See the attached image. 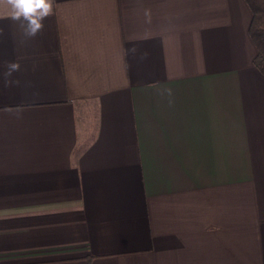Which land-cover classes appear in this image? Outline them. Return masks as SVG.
<instances>
[{
  "label": "crops",
  "instance_id": "1",
  "mask_svg": "<svg viewBox=\"0 0 264 264\" xmlns=\"http://www.w3.org/2000/svg\"><path fill=\"white\" fill-rule=\"evenodd\" d=\"M10 11L0 264H264L244 0H53L34 36Z\"/></svg>",
  "mask_w": 264,
  "mask_h": 264
},
{
  "label": "clouds",
  "instance_id": "2",
  "mask_svg": "<svg viewBox=\"0 0 264 264\" xmlns=\"http://www.w3.org/2000/svg\"><path fill=\"white\" fill-rule=\"evenodd\" d=\"M53 0H0V4L10 7V18L26 24V32L36 35L43 27V20L52 12ZM9 75L19 69L18 64H11Z\"/></svg>",
  "mask_w": 264,
  "mask_h": 264
},
{
  "label": "trees",
  "instance_id": "3",
  "mask_svg": "<svg viewBox=\"0 0 264 264\" xmlns=\"http://www.w3.org/2000/svg\"><path fill=\"white\" fill-rule=\"evenodd\" d=\"M251 12L249 36L256 48L253 61L257 70L264 74V0H244Z\"/></svg>",
  "mask_w": 264,
  "mask_h": 264
}]
</instances>
